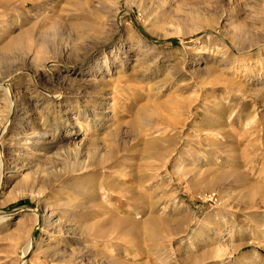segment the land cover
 Instances as JSON below:
<instances>
[{
	"label": "rangeland",
	"instance_id": "obj_1",
	"mask_svg": "<svg viewBox=\"0 0 264 264\" xmlns=\"http://www.w3.org/2000/svg\"><path fill=\"white\" fill-rule=\"evenodd\" d=\"M2 169L0 264H264V0H0Z\"/></svg>",
	"mask_w": 264,
	"mask_h": 264
},
{
	"label": "bare ground",
	"instance_id": "obj_2",
	"mask_svg": "<svg viewBox=\"0 0 264 264\" xmlns=\"http://www.w3.org/2000/svg\"><path fill=\"white\" fill-rule=\"evenodd\" d=\"M2 172H3V169L0 171V185H1V179H2ZM1 219L2 218L0 217V220ZM28 250H29V246H26V248L23 251L24 255L27 254Z\"/></svg>",
	"mask_w": 264,
	"mask_h": 264
}]
</instances>
